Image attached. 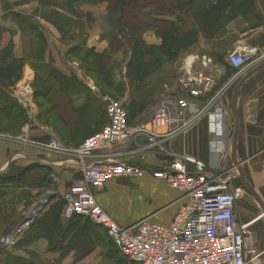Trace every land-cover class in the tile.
<instances>
[{
  "label": "crops",
  "instance_id": "crops-1",
  "mask_svg": "<svg viewBox=\"0 0 264 264\" xmlns=\"http://www.w3.org/2000/svg\"><path fill=\"white\" fill-rule=\"evenodd\" d=\"M153 12H144L148 25L158 18L177 22L175 16H155ZM119 17V13L112 11L106 2L0 0V60L4 59L3 54H10L12 59L20 61V70L17 71L20 78L27 79L35 89L34 103H50L51 109L56 110L52 117L51 133L35 131L36 125L34 131L25 129L21 136L46 143L54 138L62 146L76 148L82 145L81 141L88 139L86 135L99 124L104 125L101 130L107 125L101 90L87 78L88 69H82L80 65L86 62L90 51L102 55L115 43L119 38ZM142 40L148 47L161 45V40L151 31H147ZM245 50H253L258 56L264 54V0H254L253 10L232 14L213 37L207 39L198 35L185 66L195 57L199 60L195 65L196 70L201 69L203 58L211 59L213 65L207 72L214 73L216 78L212 92L196 100L200 106L234 76H228V69L231 68L227 62L229 55ZM122 54L120 49L110 54L112 62L108 63L109 68L122 58ZM128 63H123L118 70L114 67L113 70L107 69L102 78L107 83V93L119 98L126 108L128 123L136 126L151 118L160 96L172 89L178 79L173 69L166 66L146 75L140 84L139 80L133 81L134 73L128 69ZM4 67L14 69L9 68L7 62ZM13 81L15 83L17 80ZM12 89L10 85L8 95L15 108L19 106L22 109L14 100ZM225 95L226 102H230V91ZM0 103H3L1 109L10 106L5 100ZM58 103L66 105L60 108ZM237 108L239 133L236 160L244 181L264 204V69L242 85ZM7 111H1L4 118L8 116ZM228 120L231 138L223 168L231 169L233 183L241 187L240 172L231 158L234 118ZM9 140V136L0 137V179L16 178L27 169L29 176L23 185H0V194H4L0 197V203L5 205V211H0V264H132L119 255L104 229L94 245L73 248L66 253L50 252L49 240L44 236L32 239L38 231L36 226L26 230L15 247L6 248L1 244V239L7 235L1 220L13 215L16 227L19 226L44 196L42 187L50 176L59 179L56 194L37 220L49 212L57 201H63V195L81 178V171L74 159ZM209 142L208 122L203 120L186 135L175 138L167 148L176 154H187L208 163ZM144 144L133 141L124 148L113 149L112 153L121 152L124 154L121 160L146 169V175L141 179L113 181L95 193L98 204L120 227H131L144 219L168 226L183 203L177 191L150 175L151 171L164 168L170 158L154 151L139 152ZM236 212L240 224L250 223L246 247L262 253L254 263L264 264V241L261 237L264 236V212L259 213L241 201L236 205ZM68 243L69 240L65 245Z\"/></svg>",
  "mask_w": 264,
  "mask_h": 264
},
{
  "label": "built area",
  "instance_id": "built-area-1",
  "mask_svg": "<svg viewBox=\"0 0 264 264\" xmlns=\"http://www.w3.org/2000/svg\"><path fill=\"white\" fill-rule=\"evenodd\" d=\"M197 62L194 57L174 87L160 96L148 121L131 126L122 102L101 97L108 123L78 148L67 149L54 138L34 144L42 151L74 159L81 171L80 180L63 195V220L80 216L99 225L119 255L132 264H252L260 256L246 247L250 223L240 224L236 212L245 191L238 186L232 188L231 169L223 168V160L230 143L229 103L225 94L264 62V54L258 56L253 50H245L229 55L227 62L236 74L201 106L194 101L212 92L216 78L214 73L207 72L213 65L211 59L203 58L202 68L193 70ZM20 95L13 98L28 109L27 100ZM203 120L209 127L208 163L168 150L169 143L186 135ZM133 141L145 143L139 152L154 151L170 158L164 168L150 172L154 180L164 182L181 195L183 203L168 226L144 219L134 226L120 227L98 204L95 193L107 184L146 175V169L121 160L124 155L121 152L112 153L113 149L124 148ZM58 183V177L50 176L42 187L44 196L31 214L1 239L4 247L17 245L49 206Z\"/></svg>",
  "mask_w": 264,
  "mask_h": 264
},
{
  "label": "trees",
  "instance_id": "trees-1",
  "mask_svg": "<svg viewBox=\"0 0 264 264\" xmlns=\"http://www.w3.org/2000/svg\"><path fill=\"white\" fill-rule=\"evenodd\" d=\"M76 1L88 2L90 4L106 2L112 11L120 15L118 19L119 38L112 45L110 51H106L102 55L94 54L97 60H99L101 67L104 68V73H107L106 67L109 66L110 54L119 50L120 45H122L124 41H126L127 45H131L130 52L132 56L136 57L139 55V53L142 52L141 49L144 50L146 48L142 37L147 31L153 32L161 39V45L157 47V49L165 55H168L171 53L172 46L185 37L192 36L197 39L198 35L201 34L204 38L209 39L224 26L225 22L232 14L244 12L246 9H254V0ZM146 10H153L158 16H175L177 22L172 23L158 18L155 19L152 24L148 25L144 17V12ZM197 12H202L203 15L198 16ZM190 22H194L196 28L191 27ZM115 48L117 49L115 50ZM151 49L155 48L150 47L148 50ZM90 54H93L92 51H90ZM2 58L4 59H1L3 61L0 60V102L5 100L8 102L6 104L10 106L9 109H6V107L5 109L0 108V112L2 110H12L16 113L18 111L9 97L7 90L11 85V81H13L12 79L17 80L20 78L17 70H20L21 63L16 59H12L10 54H3ZM6 62L9 68L14 69L7 70L4 67ZM128 69H133L132 63H129ZM231 69L234 70L232 67ZM11 72L14 75H18V78H10L11 76L8 74H11ZM1 106H3V103H0V107ZM28 176L29 169L16 178L0 179V185H23V183H26ZM2 196H4V194H0V197ZM63 206V201H57L50 207L49 212L32 224L29 229L32 230L34 226H36L38 230L32 239H36L38 236H44L49 240L50 252L60 253H66L73 248H85L94 245L96 240L99 239V236L102 235V228L80 216H74L70 220L64 221L62 219ZM0 211H5L4 204L0 203ZM1 222L6 227L7 235L16 227V223L13 221V215L9 218L2 219ZM67 240H69V243L65 245Z\"/></svg>",
  "mask_w": 264,
  "mask_h": 264
},
{
  "label": "rangeland",
  "instance_id": "rangeland-1",
  "mask_svg": "<svg viewBox=\"0 0 264 264\" xmlns=\"http://www.w3.org/2000/svg\"><path fill=\"white\" fill-rule=\"evenodd\" d=\"M171 4L170 2H168ZM153 12V10H151ZM153 15L158 16V14L154 11ZM198 16L203 15L202 12H197ZM191 27L196 28V24L194 22H190ZM144 35V34H143ZM160 39V38H159ZM161 40V39H160ZM196 43V38L189 36L185 37L180 42L175 43L172 46L171 53L168 55H165L162 53L159 49H150L148 46L145 45V49L139 53L136 57L132 56L131 51V45H127L126 41L120 45L119 49L122 50V58L113 65L114 69L118 70L121 68L122 64L126 61L133 64V77L134 82L137 80L140 81V84L144 81L146 75L151 74L152 72H155L156 70L162 68V67H171L173 70V73L175 74V77L177 76V79H179L180 75L184 73V69L187 67L186 61H188V53L193 51L194 45ZM113 45V44H112ZM111 45V47H112ZM111 47L108 49V51L111 50ZM117 48H115L116 50ZM117 51V50H116ZM132 58H131V56ZM191 56V54L189 55ZM191 59V58H190ZM189 59V60H190ZM156 61V62H155ZM112 62V61H110ZM193 62V59H191L190 63ZM128 63V65H129ZM152 64V66H148V64ZM189 63V64H190ZM80 67L82 69H88L89 75L87 74V78L94 83V86L98 88V90H101V96L102 97H109L111 99L119 101L120 99L111 95L109 92V89L106 87L107 83L103 80V69L101 67V64L99 63V60H97V57H95L94 54H89L86 62L81 63ZM113 67L107 66L106 70H113ZM179 69L181 71V74L179 75ZM107 70V71H108ZM193 70H196V67L193 66ZM12 74V72H11ZM8 74L11 76L10 78H18V75L14 74ZM236 74L235 70H232L231 68L228 69V76H233ZM22 78V77H21ZM17 79V81L14 83V81H11L12 86V95L13 97L16 95H20L21 97H24L27 100L28 109L22 108H16L18 112L14 113L12 110H10L7 117H3L0 112V137H10V142L13 143H21L24 145L35 147L34 144L36 141L25 138L21 136L25 129L29 131H34V127L37 125V130L35 131H43V132H50L51 133V122L54 120L52 117L55 115L56 110H52V104L50 103H34V94L35 89L32 87V85L27 81V79ZM13 80V79H12ZM225 80V79H224ZM226 83V82H225ZM236 85H233L230 89V95L232 96L233 90ZM15 100V99H14ZM197 103L196 101H194ZM228 103H231V101H227ZM59 107L63 108L65 107L66 103H58ZM230 105V104H229ZM16 106V107H17ZM9 109V108H7ZM20 109V110H19ZM11 116H10V115ZM233 119V114L231 110V106H229V114L228 119ZM232 122V120H231ZM234 122V120H233ZM103 123L99 124L98 127L92 133H88L86 135V138H89L101 131V128L103 127ZM41 128V129H40ZM230 133V132H229ZM229 138H231V135H229ZM22 140V141H21ZM86 140V139H85ZM84 140V141H85ZM84 141H81L84 143ZM25 142V143H24ZM63 142V141H61ZM75 143H80V141H76ZM65 144V143H64ZM66 146L68 144H65ZM65 147V146H64ZM79 147V146H78ZM76 147V148H78ZM36 148V147H35ZM67 148V147H65ZM76 148H67L70 150H75ZM232 188H237L236 184L233 183ZM262 240L264 241V236H261ZM98 239L96 240V242ZM257 254H262L261 252L257 251ZM264 254V253H263ZM264 255H262L263 258ZM256 263V262H255ZM253 263V264H255ZM257 264V263H256Z\"/></svg>",
  "mask_w": 264,
  "mask_h": 264
},
{
  "label": "water",
  "instance_id": "water-1",
  "mask_svg": "<svg viewBox=\"0 0 264 264\" xmlns=\"http://www.w3.org/2000/svg\"><path fill=\"white\" fill-rule=\"evenodd\" d=\"M263 69H264V62H262L261 64L253 68L251 71H249L245 76H243L240 79V81L236 84L233 90V93H232V97H231V109H232V114L234 118V132L232 135L231 158H232L233 165L238 169L239 172L241 171V169H240L239 163L236 160L237 138H238V133H239V114H238V108H237L238 95H239V91L242 85L247 80H249L253 75H255L256 73H258L259 71ZM239 179L241 181L240 182L241 187L245 191L244 196L241 199V202L259 213L264 212V204L260 200L258 194L254 191V189L244 181V176L242 172H240Z\"/></svg>",
  "mask_w": 264,
  "mask_h": 264
},
{
  "label": "bare ground",
  "instance_id": "bare-ground-1",
  "mask_svg": "<svg viewBox=\"0 0 264 264\" xmlns=\"http://www.w3.org/2000/svg\"><path fill=\"white\" fill-rule=\"evenodd\" d=\"M39 187V186H38ZM55 195V194H54Z\"/></svg>",
  "mask_w": 264,
  "mask_h": 264
}]
</instances>
